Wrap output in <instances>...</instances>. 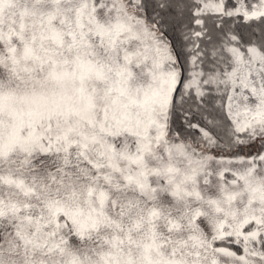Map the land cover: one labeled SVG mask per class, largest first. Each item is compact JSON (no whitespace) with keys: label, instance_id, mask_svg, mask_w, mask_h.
<instances>
[{"label":"snow or ice","instance_id":"6c2138e0","mask_svg":"<svg viewBox=\"0 0 264 264\" xmlns=\"http://www.w3.org/2000/svg\"><path fill=\"white\" fill-rule=\"evenodd\" d=\"M0 264H264V0H0Z\"/></svg>","mask_w":264,"mask_h":264}]
</instances>
